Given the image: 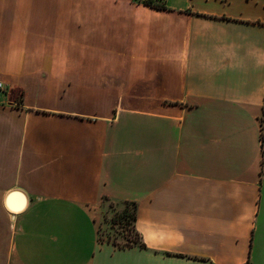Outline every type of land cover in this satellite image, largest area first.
<instances>
[{"label":"crops","instance_id":"obj_1","mask_svg":"<svg viewBox=\"0 0 264 264\" xmlns=\"http://www.w3.org/2000/svg\"><path fill=\"white\" fill-rule=\"evenodd\" d=\"M164 2L0 0V264H264V0Z\"/></svg>","mask_w":264,"mask_h":264},{"label":"rangeland","instance_id":"obj_2","mask_svg":"<svg viewBox=\"0 0 264 264\" xmlns=\"http://www.w3.org/2000/svg\"><path fill=\"white\" fill-rule=\"evenodd\" d=\"M121 202H115L113 200H106L104 207L98 215L99 222V238L100 241L117 242L118 244H126L129 237L134 234L133 229H129L126 224H118L113 221L114 215L123 209ZM130 210H133V206L130 205ZM131 227V226H130ZM132 240V238H130Z\"/></svg>","mask_w":264,"mask_h":264},{"label":"trees","instance_id":"obj_3","mask_svg":"<svg viewBox=\"0 0 264 264\" xmlns=\"http://www.w3.org/2000/svg\"><path fill=\"white\" fill-rule=\"evenodd\" d=\"M139 1H141L142 3H144L150 7L156 8V9H166L167 8L164 0H139ZM106 200H109V199L106 198L105 201ZM121 203L124 205L123 209L114 215L113 221H115L118 224L123 223V224L128 225L129 226L128 231H129V229H133L134 234L132 237L128 238L126 244H118L117 242H111V243H114L120 247H126V246H132V245H138L140 247H145V244L142 241L141 236H140V234L136 228V225H135V222L137 219V204H136V202L125 201V202H121ZM130 205L133 206V210H130V208H129ZM130 238H132V240Z\"/></svg>","mask_w":264,"mask_h":264},{"label":"built area","instance_id":"obj_4","mask_svg":"<svg viewBox=\"0 0 264 264\" xmlns=\"http://www.w3.org/2000/svg\"><path fill=\"white\" fill-rule=\"evenodd\" d=\"M2 86V82H0V87Z\"/></svg>","mask_w":264,"mask_h":264},{"label":"water","instance_id":"obj_5","mask_svg":"<svg viewBox=\"0 0 264 264\" xmlns=\"http://www.w3.org/2000/svg\"><path fill=\"white\" fill-rule=\"evenodd\" d=\"M23 199V198H22ZM23 203H24V201H23ZM21 207H18V209H20Z\"/></svg>","mask_w":264,"mask_h":264}]
</instances>
